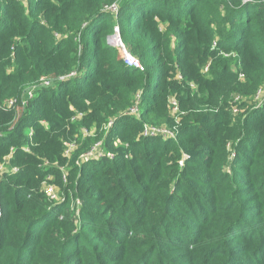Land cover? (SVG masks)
<instances>
[{"label":"trees","instance_id":"trees-1","mask_svg":"<svg viewBox=\"0 0 264 264\" xmlns=\"http://www.w3.org/2000/svg\"><path fill=\"white\" fill-rule=\"evenodd\" d=\"M24 2L0 0V264H264V0ZM114 28L141 71L108 44ZM138 94L139 119L122 114ZM83 115L111 121L100 154L66 159ZM44 163L67 165L68 184Z\"/></svg>","mask_w":264,"mask_h":264},{"label":"built area","instance_id":"built-area-1","mask_svg":"<svg viewBox=\"0 0 264 264\" xmlns=\"http://www.w3.org/2000/svg\"><path fill=\"white\" fill-rule=\"evenodd\" d=\"M14 1H20V0H14ZM112 6V5H111ZM109 8H105L106 11H109L111 14H116L117 13V6L116 4H114V6ZM108 44L112 47H117L119 49H121L122 51V62L123 65L128 68V69H133V70H138L141 71L142 67L141 64L139 62V60L133 56L129 51H127L124 46L122 45L121 41H120V37L118 34V29L114 28V32L111 36H109L107 38ZM208 71V65H206L203 69V73L206 74ZM45 85H48V83L46 81H44ZM29 98H32V93H27L26 94ZM25 101L23 102V105H25ZM140 101V96L139 94L136 95L135 97V102L133 104V106L131 108L128 109L126 115L132 116L135 119H139V109H138V103ZM253 101L256 102V104H258V106H261L264 103V87H261L258 89L256 95L253 98ZM234 103L239 102V98H234L233 100ZM17 104L16 100H10L4 103V107L5 108H13L15 105ZM168 109H169V114L171 116V118L173 119L174 123L176 125L179 124L180 121V116L183 115L182 112H180V108H179V104L176 100H174L173 98H169L168 99ZM237 112V109L234 107L233 108V114H235ZM111 124V123H110ZM141 137H156V138H160L162 140H169V139H173L175 140L177 137V133L174 129H169L166 128L164 126L162 127H155V126H150V125H145L141 131L140 134ZM68 147H71V145H68ZM12 154V150L10 152V154L8 156H6L4 158V162L2 164H0V172L2 171V167L4 166V164L8 163V160L10 159ZM66 154H68V150L66 151ZM89 156H92L89 155ZM179 166H182V162H179ZM17 171L16 168H11V172L15 173ZM63 181L66 180V176H62ZM42 191L44 192V194L47 196L49 201H58L59 197L58 194L56 192V187H54L53 185L49 184V183H43L42 184ZM80 206L79 202L76 201L74 204V208H76V210L78 209V207ZM73 208V207H72Z\"/></svg>","mask_w":264,"mask_h":264},{"label":"rangeland","instance_id":"rangeland-1","mask_svg":"<svg viewBox=\"0 0 264 264\" xmlns=\"http://www.w3.org/2000/svg\"><path fill=\"white\" fill-rule=\"evenodd\" d=\"M22 2H23L22 4L25 5L24 0H22ZM112 6H114V5H112ZM103 7H104V9L106 7L109 8L108 6H106V4H104ZM27 92L28 91H26L25 93L23 92L22 95L20 96V98L17 99L18 100V104H19L18 111H20L23 108V102H24L25 99L28 98V96L26 95ZM232 102H233V100L230 103H232ZM20 106H21V108H20ZM127 111L123 112L122 114H126ZM243 112H244V109H243V107L240 106L235 114L232 113V116L241 115ZM83 118H84V115L83 116L72 117L71 120L67 121L68 125L65 128V134L67 135V141H72L73 142V140H76L77 144H75L74 142H73V144L70 143L71 147H68L65 150V152H64V156H65L64 158H66V159H69L70 153L73 152L76 148H80V146L82 144H84L85 147H90L91 146L89 152L85 156L91 155V154H92V156H97L98 154H100V151H101V141L100 140L102 139V137H105V135L108 133V130H109L110 125H111L110 124L111 121L109 120L104 125H101V126H96L95 124H91L90 127H87L86 125L88 123ZM79 123H81V125H78ZM42 125L46 126L45 123H43ZM4 134H5V132H4ZM99 138H101V139L99 140ZM115 144H118V142H116ZM67 150H68V154H66ZM51 166L53 168H55L56 170H58L59 172H61L62 174H64V176L67 177V170H68V166L67 165L57 166V165H50L48 163H44L42 165L43 168H48V167H51ZM7 170H8V168L5 167V165H4L2 167V171L0 172V180H1V176ZM48 180L50 182H52V181H54V178L53 177H48ZM64 184L65 185H63V187H65L68 184V183L66 184V180H64ZM56 192L58 194L59 200L53 202V205L59 204V203H61L63 201H66V195H67L69 201L71 200L70 203L72 202L71 207H74L75 200L72 201L74 199L73 198L74 196L71 193V191L66 193V192L63 191V189H61L60 187H57L56 188Z\"/></svg>","mask_w":264,"mask_h":264}]
</instances>
